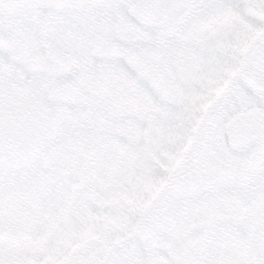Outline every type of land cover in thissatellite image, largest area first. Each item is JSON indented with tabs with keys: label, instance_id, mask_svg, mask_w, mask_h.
Instances as JSON below:
<instances>
[{
	"label": "snow or ice",
	"instance_id": "obj_1",
	"mask_svg": "<svg viewBox=\"0 0 264 264\" xmlns=\"http://www.w3.org/2000/svg\"><path fill=\"white\" fill-rule=\"evenodd\" d=\"M0 264H264V0H0Z\"/></svg>",
	"mask_w": 264,
	"mask_h": 264
}]
</instances>
